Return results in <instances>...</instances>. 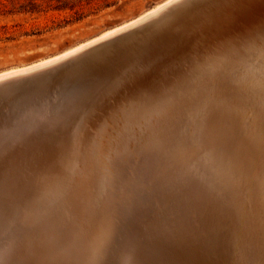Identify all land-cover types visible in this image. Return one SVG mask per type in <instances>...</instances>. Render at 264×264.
Returning a JSON list of instances; mask_svg holds the SVG:
<instances>
[{"label": "bare ground", "instance_id": "obj_1", "mask_svg": "<svg viewBox=\"0 0 264 264\" xmlns=\"http://www.w3.org/2000/svg\"><path fill=\"white\" fill-rule=\"evenodd\" d=\"M171 2L173 0H162L134 19L53 56L1 71L0 82L59 62L146 20ZM177 15L170 18L175 29L182 24ZM171 28L173 26H162L154 35L158 48L166 54H173L175 49L171 44L173 38L168 36ZM262 30L256 28L236 38L216 37L209 42L199 38L198 33L196 43L187 45L178 38L174 43H182V54L150 75L149 82L144 81L143 75L154 57H144L140 50L135 55L129 54L106 95L98 101L83 102L82 97L89 89L84 95L76 89L69 90L71 102L77 107L73 110L79 109V118L70 122L72 125L65 130L62 140L57 141L50 159L47 155L46 160L27 165L26 174L20 171L22 175L14 181L9 193V212L2 224L0 221V238L32 241L29 243L34 252L30 255L32 264H107L111 260L123 264L127 256L123 243L132 218L146 211L151 201L158 203L165 196H177L196 215L198 227L206 233L202 245L206 255L208 252L210 256L213 249L220 258L218 264H264V136L260 129L258 87L264 74ZM222 41L233 42L237 47L218 53L214 67L227 66L251 101L242 106L240 143L233 151L225 150L227 136L224 133L210 127L197 128L190 118L180 123L173 113V90L178 92L186 77L194 78L198 73L197 56L203 59ZM141 97L152 98L154 103H138ZM29 99L26 103L22 101L28 107L11 113L5 103H0V141L23 127L56 123L54 118H48L45 104ZM169 130L177 137L171 147L167 146ZM141 132L143 145L138 146L135 136ZM75 133L80 135V148L66 157L65 148ZM116 149L124 152V160L120 170L110 174L105 170V162ZM106 229L110 230L111 239L100 259L93 249L97 237ZM65 231L68 237L60 240L58 234Z\"/></svg>", "mask_w": 264, "mask_h": 264}, {"label": "rangeland", "instance_id": "obj_2", "mask_svg": "<svg viewBox=\"0 0 264 264\" xmlns=\"http://www.w3.org/2000/svg\"><path fill=\"white\" fill-rule=\"evenodd\" d=\"M161 1L162 0H0V72L28 64L42 57L46 58L53 56L78 42L90 39L98 33L107 31L122 22L134 19L142 12L149 10L152 6H155ZM221 1L224 5L223 12H225V14L230 13L231 18H233L232 20L228 19L230 21L222 22L220 25L222 28L218 30H210L207 29L208 27H204L205 31L208 32V34H205V39L208 40V42L216 37H220L219 39L225 37L236 38L237 36L246 34L247 31L254 32L256 28H262L264 30V15L259 16L264 14V12L261 11V6H264V0ZM198 2L201 4L207 3L206 0H198ZM238 5L247 7L246 9H248L249 14H251V16L253 14V17L249 22L244 23L240 21L241 19H237L240 15V10H238L237 7ZM211 9L212 15L215 9ZM258 11L260 12L258 13ZM181 50H183L182 46L174 52L176 54H170V58L169 56L163 57L160 53H155L154 55L149 56L154 57V63L152 65L157 66L155 70L153 69L151 73H148L149 76L146 75L144 77V81H148V79L151 78L150 75L153 76V74H155L163 65L168 63L169 60L179 57L182 54ZM157 54H159V56ZM151 66L148 68L152 69ZM118 72L119 69L117 68L115 71H111L103 76L101 82L94 84L84 95L83 102L87 104L104 97ZM62 84L52 81L40 86L39 88L41 89L39 92L35 94H33V92L31 93L34 97L31 102L36 101L40 104H45L44 106L47 108L50 102H52V106H59L61 102L57 100V98L61 94ZM18 100L19 98L16 93H11L4 98H0V103L17 102ZM71 125L72 124L68 120L65 128L57 130L55 132L56 139L59 138L62 140L66 135L65 130L67 131ZM51 134L54 135L53 133ZM59 139L57 140L58 142L60 141ZM57 141L52 145L50 142H47L46 144L39 146V148H36L33 144L28 142L23 146L19 145L13 147L7 153L3 154L2 151L0 152V200H3L4 197L6 199L3 201L1 200L0 202L1 224L9 212L7 209L9 205L8 203L10 202L9 193L16 183H14V181H18L19 175L21 176L23 173L26 174L27 168L25 167L27 165L32 166L33 164L41 162V160L44 161L46 160L47 155L50 156L48 157V159H50L52 157L51 151L54 150ZM20 171H22V174ZM10 177H12L11 180ZM7 184L8 186H11V189L9 188L10 186L8 188L5 187ZM2 190L5 191L3 192ZM6 192H8V194H6ZM176 198L178 197L165 196L161 198L158 203L157 201H151L148 204L149 210L146 208V211L143 213L135 215V217L132 218L134 220L131 219L132 221L126 228L127 239L125 241H127L129 245H132L130 246L132 253H134V257L136 255L140 264H169L168 260L174 264H188L187 258L176 253L178 246L183 244L182 242H187L180 236V229L184 224L187 229H191V237H188V243L185 244L190 247L192 251L207 256L208 261L212 264H218L220 258L216 256V253L212 252V248L214 247L211 248L212 251H210V256L208 252L206 255V249L202 246L204 244L203 238L206 233L201 231L198 227L199 222L197 223L196 221V215L188 210L187 205L185 206V204H183L185 203L183 199ZM4 202L7 203L6 206ZM179 211L183 213L181 214ZM159 212L160 214L158 215ZM170 215H172V217L178 216L176 218L173 217L172 219ZM184 216H186V220L184 219ZM188 219L190 220L188 221ZM170 229L171 231H169ZM173 236L175 238H173ZM31 242L32 241L29 242V239L27 241V238L21 240L0 238V259H3L0 261V264H32L33 259L30 258V255L33 256L32 253L34 252H31V245H29ZM139 245L140 247L143 245V248L141 247V249ZM217 251L221 252L220 250ZM172 252L175 253L178 263H176L175 258L172 256ZM217 254L219 253L217 252ZM17 258H19V260ZM107 264L117 263L114 262V260H111Z\"/></svg>", "mask_w": 264, "mask_h": 264}, {"label": "water", "instance_id": "obj_3", "mask_svg": "<svg viewBox=\"0 0 264 264\" xmlns=\"http://www.w3.org/2000/svg\"><path fill=\"white\" fill-rule=\"evenodd\" d=\"M206 1L207 3L202 4L198 2V7L195 9L178 8L173 2H171L162 10L147 18L146 20L113 36L95 42L83 48L79 52L64 58L63 60H60L59 62L43 67L42 69H38L34 72L0 82V98H4L11 93H16L17 97L19 98L17 102L5 103L7 105V111H10L9 113H11V111L28 107L26 106L25 101L29 98V100L32 101L34 97L31 95V93L33 92V94H35L39 92L41 89L39 88L40 86L48 84L52 81H56L61 84L63 83L61 85V94L57 98L61 104L56 107L52 106V102H50L48 108L46 107L49 112L48 118H54L56 123H47L45 125L38 124L36 127H23L21 130L19 129L16 133L10 135L4 141H0V152L2 151V153H7L13 147L19 145L23 146L28 142L33 144L36 148H39V146H42L47 142H50L51 145L54 144L59 139H56L55 132L66 126L68 122L66 117L69 110L77 108L72 104L73 102H71L73 100L70 99V94L68 93L69 90L73 91L76 89L78 93H83L84 95V92L90 89L92 85L100 83L103 76L107 75L111 71H115L117 68H122L125 64L124 61L128 58L129 54L135 55V52L140 50L144 57L152 56L155 53H160L163 57L168 56L170 52L168 54H166L167 52H161L157 46L158 44H156L159 42L156 40V38H154V35L159 32L158 29L160 27L173 26V28L170 29L171 33L169 32L168 36L173 38V42L171 41V44H173V49L175 47V49L172 50L174 53L182 45V43L178 41V44H175V40L178 38H181V41L185 42L186 45L188 43L194 44L196 37L200 36L199 38H205V34H208L204 27H208L207 29L210 30H218L222 28L220 27L222 22L232 20L233 17L231 18L230 13L225 14V12H223L224 5L221 0ZM210 7L215 9L212 15V9ZM237 7L238 10H240V15L238 14L239 16L237 19H241L240 21L244 23L249 22L253 17V14L251 16V14L248 12V9H246L247 7H244L243 5H238ZM261 7V11L264 12V6ZM259 12L260 11H258V13ZM175 15L180 16L178 22H182L179 27L176 25V29L174 23L172 22L173 20L170 19ZM263 15L264 14L259 16ZM198 33L199 36H196ZM99 34L100 33L93 37H96ZM82 42H78L76 44ZM153 63L154 60L153 62H150L149 66H151ZM149 66L146 65L143 79L146 75H148V73H151L153 69H156V66L152 65V69H149ZM27 89L30 91L26 94H23V91H26ZM26 97L29 98L25 99ZM82 98H84V96ZM65 99L68 100L65 102ZM69 99L70 102H68ZM78 100L79 99L77 98L76 101ZM30 104L28 105L31 106ZM180 231V236L182 239H184V241H187L185 243H188V237H191V232H189L191 229H187L183 224ZM184 232H187V234L185 235ZM182 243L183 244L178 246L176 253L182 255L184 258H187L188 264H212L208 261L207 256L192 251L191 248L188 247L184 242ZM123 245L127 251V256L123 264H140L136 255L134 257V253H132L129 243L124 241ZM172 256L175 258L176 263H178L174 252H172ZM168 263L174 264L169 260Z\"/></svg>", "mask_w": 264, "mask_h": 264}, {"label": "snow or ice", "instance_id": "obj_4", "mask_svg": "<svg viewBox=\"0 0 264 264\" xmlns=\"http://www.w3.org/2000/svg\"><path fill=\"white\" fill-rule=\"evenodd\" d=\"M178 8L195 9L198 7V0H173ZM261 52L264 54V30L260 35ZM237 46L230 41H222L217 45L216 50L201 59L197 56L195 64L198 73L194 78L186 77L182 88L177 92L173 90L175 103L173 107L174 118L180 123L190 122L197 128L210 127L214 131H219L227 136L224 148L233 151L240 143L239 125L241 119L242 106L251 103L243 94L238 85L235 75L227 66L214 67L217 54L223 50L234 49ZM259 107L261 110V135L264 136V74H262L259 84ZM138 103L152 105V98L141 97ZM79 109L69 110L66 119L74 122L79 118ZM177 137L171 130L167 135V146H173ZM123 143V141H121ZM135 143L143 145V132L135 136ZM81 139L79 133L71 136L65 148V156H70L74 151L79 150ZM124 152L116 149L111 159L105 162V170L114 173L120 170L124 160ZM103 219V217H101ZM69 233L58 234L60 240L66 239ZM111 239V232L106 229L95 241L94 254L102 259Z\"/></svg>", "mask_w": 264, "mask_h": 264}]
</instances>
